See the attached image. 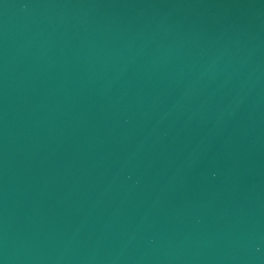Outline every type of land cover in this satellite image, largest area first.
<instances>
[{"label":"water","instance_id":"95a60500","mask_svg":"<svg viewBox=\"0 0 264 264\" xmlns=\"http://www.w3.org/2000/svg\"><path fill=\"white\" fill-rule=\"evenodd\" d=\"M0 264H264V0H0Z\"/></svg>","mask_w":264,"mask_h":264}]
</instances>
